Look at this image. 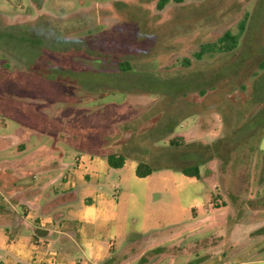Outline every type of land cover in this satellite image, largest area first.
I'll return each instance as SVG.
<instances>
[{
    "label": "rangeland",
    "instance_id": "rangeland-1",
    "mask_svg": "<svg viewBox=\"0 0 264 264\" xmlns=\"http://www.w3.org/2000/svg\"><path fill=\"white\" fill-rule=\"evenodd\" d=\"M158 1L0 0V26L29 25L44 38L16 48L34 71L0 48V91L15 99L0 112L10 145L0 165L35 188L64 173L74 146L154 165L205 163L203 175L221 185L216 210L167 229L162 242L134 235L111 259L264 264V0ZM244 19L237 48L197 57ZM173 138L185 144L171 147Z\"/></svg>",
    "mask_w": 264,
    "mask_h": 264
},
{
    "label": "crops",
    "instance_id": "crops-1",
    "mask_svg": "<svg viewBox=\"0 0 264 264\" xmlns=\"http://www.w3.org/2000/svg\"><path fill=\"white\" fill-rule=\"evenodd\" d=\"M9 147L0 139V151ZM74 148L78 153L63 163L64 173L35 188L18 186L0 165V264H102L119 244L137 241L134 235L162 242L167 229L216 210L221 185L203 175L205 163L198 164L200 177L134 155L115 168L109 152ZM141 159L155 167L143 177L137 175ZM71 192L74 200L60 199Z\"/></svg>",
    "mask_w": 264,
    "mask_h": 264
},
{
    "label": "trees",
    "instance_id": "trees-1",
    "mask_svg": "<svg viewBox=\"0 0 264 264\" xmlns=\"http://www.w3.org/2000/svg\"><path fill=\"white\" fill-rule=\"evenodd\" d=\"M176 1H183V0H176ZM168 2L169 0H159L157 3V6L159 9H163ZM245 23H246V19H244L240 24V32L233 33L232 31L228 30L222 36H220L216 42L206 43L202 45L201 49L196 53L197 57L201 58L203 54L206 52L232 51L235 48H237V46L239 45L241 34L245 30ZM35 32H36V28L31 27L29 25L19 24V25L0 26V48L5 50L7 55H11L16 58H19V60H21L24 63V65L28 69L30 68L32 71H34L35 68L33 67L34 65H32L31 58L25 57V56H23L22 58L16 55V48L22 47L24 49H30V48L32 49L36 45L40 46V44H43L44 38L39 37L38 35L35 34ZM62 41L63 40H61V42ZM63 42L64 44H61L59 42L60 47H63V45L66 44V41H63ZM85 51H86L85 53H87V50ZM88 56L89 58L92 57L91 54H89ZM185 62L188 65L190 64L189 59H185ZM4 65L6 68L12 67V64L9 61H5ZM119 66L123 70H129L131 68V64L125 60L120 61ZM260 67L264 69V58L260 61ZM47 72H45V74ZM52 73L57 74L56 75L57 78L58 76L63 77V75H61L63 74V71L59 69L53 71ZM41 75H44V74L41 73ZM62 77H61V80H62ZM10 101H15V99H12L9 95L0 91V112L2 111V106L4 104L9 103ZM25 110H27L26 107H25ZM181 144H185V143L183 141H178L175 138L170 140L171 147H175ZM107 158H108V162L110 166L115 167V168H120L124 166L126 158H127V154L123 152H116V151L109 152L107 154ZM154 169L155 167L150 162L144 159H141L137 166V175L141 177L146 176L150 174L151 172H153ZM181 170L186 175L197 176V177L201 176L200 168L198 164H191L188 166H184L181 168ZM75 198H76V194L74 192H71V193L63 194L60 199L63 201L65 200L69 201V200H74ZM106 264H122V262L113 260L110 258L106 260Z\"/></svg>",
    "mask_w": 264,
    "mask_h": 264
}]
</instances>
